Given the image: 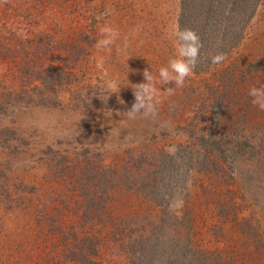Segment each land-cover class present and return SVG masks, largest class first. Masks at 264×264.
<instances>
[{"label":"rangeland","instance_id":"obj_1","mask_svg":"<svg viewBox=\"0 0 264 264\" xmlns=\"http://www.w3.org/2000/svg\"><path fill=\"white\" fill-rule=\"evenodd\" d=\"M179 5L0 0V264H131L138 230L182 218L198 255L264 264V111L248 95L264 86V0L223 62L175 88L158 72L176 54ZM105 26L119 35L98 49ZM145 71L156 115L130 118ZM206 133L233 156L214 174L176 167L166 209L117 186L151 180L166 148Z\"/></svg>","mask_w":264,"mask_h":264},{"label":"trees","instance_id":"obj_2","mask_svg":"<svg viewBox=\"0 0 264 264\" xmlns=\"http://www.w3.org/2000/svg\"><path fill=\"white\" fill-rule=\"evenodd\" d=\"M261 2L262 0H180L178 28L194 30L202 44L200 58L193 71L195 74L205 73L218 65L211 63L212 55L223 53L226 56L239 46ZM215 138L212 133H206L198 138V145H179L174 156L159 155L157 163L153 166L152 181L145 175L129 177L125 174L120 177L117 186L123 184L134 194L143 195L157 206L166 209L168 202L166 196L161 193L160 184L165 179L169 182L173 178L177 172L176 167L180 170L214 174L223 168L229 156H233L231 149L223 145L221 139ZM140 170L141 174L145 171ZM167 215L166 212H162L159 218L161 225ZM183 220V218L174 220L170 225L171 229L156 225L154 230L152 228L148 232L144 229L138 230V234L129 242L130 263L230 264L222 258L195 253L186 232L188 223ZM168 249L170 250L167 252ZM175 255L177 257H174ZM83 259L88 264H95L89 261L85 254Z\"/></svg>","mask_w":264,"mask_h":264},{"label":"clouds","instance_id":"obj_3","mask_svg":"<svg viewBox=\"0 0 264 264\" xmlns=\"http://www.w3.org/2000/svg\"><path fill=\"white\" fill-rule=\"evenodd\" d=\"M101 33L104 39L98 40L96 47L98 49L108 48L114 43L119 33L116 29L105 26L101 28ZM172 35L176 41V54L168 61L167 66H162L159 69L158 77L162 85L174 82L175 88L184 86V82L189 78L197 66L200 58V50L202 47L199 35L192 29H179L173 31ZM226 59L223 53H218L210 57L212 64H220ZM147 80L146 84L137 85V90L134 91L135 103L131 110L127 113L130 118H134L136 114L143 113L145 117L156 115L155 105L152 103L153 97L156 94L154 87H150V83L155 81L152 73L144 72ZM174 88H169L166 92L171 94ZM248 95L252 98L254 107H258L264 111V86L252 87L248 91ZM165 151L174 156L178 151L175 145L165 149Z\"/></svg>","mask_w":264,"mask_h":264}]
</instances>
